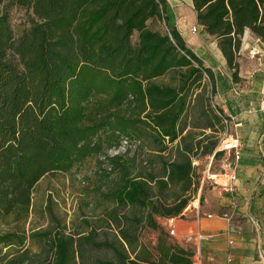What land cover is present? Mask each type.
<instances>
[{
    "label": "trees",
    "instance_id": "16d2710c",
    "mask_svg": "<svg viewBox=\"0 0 264 264\" xmlns=\"http://www.w3.org/2000/svg\"><path fill=\"white\" fill-rule=\"evenodd\" d=\"M192 3L237 82L245 32L264 39V0ZM13 8L29 14L20 35ZM168 9L166 0H0V222L15 225L0 231V264H193L157 219L189 206L200 158L224 157L216 150L225 127L211 106L215 77ZM195 103L216 135L188 130ZM124 143L135 151L100 162L106 190L96 193L109 207L74 233L26 234L41 180ZM146 230L160 233L154 251L141 240Z\"/></svg>",
    "mask_w": 264,
    "mask_h": 264
},
{
    "label": "crops",
    "instance_id": "0c3cea01",
    "mask_svg": "<svg viewBox=\"0 0 264 264\" xmlns=\"http://www.w3.org/2000/svg\"><path fill=\"white\" fill-rule=\"evenodd\" d=\"M166 1L171 22L215 77L214 103L241 124L236 132L244 150L231 181L233 190L224 198L214 201V195L197 206L193 202L181 216L157 221L168 234L174 231L172 241L193 254V264H227L228 257L232 264H264V47L259 46L260 62L251 58L249 48L259 37L247 31L235 57V82L219 41L198 25L192 0Z\"/></svg>",
    "mask_w": 264,
    "mask_h": 264
},
{
    "label": "rangeland",
    "instance_id": "374dc122",
    "mask_svg": "<svg viewBox=\"0 0 264 264\" xmlns=\"http://www.w3.org/2000/svg\"><path fill=\"white\" fill-rule=\"evenodd\" d=\"M28 15L25 10L17 8L11 10V24L15 34L20 35L28 27ZM170 16L175 22L176 18L173 10H170ZM160 30L163 32V29ZM158 82L169 85L171 84V78L169 76ZM214 104V100H212L211 106L215 110ZM194 105L196 107V103ZM195 107L190 109L188 130H192L197 135L202 133L216 135L209 129H203L206 124L205 119L199 116L198 108ZM222 134L218 135V138H221ZM135 149L134 146L124 143L119 151L107 150L99 158L87 160L69 174H58L41 180L33 193L30 216L26 224L23 225L26 234L54 231L64 227L68 229L67 233H74L78 231L81 219L99 216L104 209L110 206L103 203L101 197L96 193L101 189L102 191L106 190L102 182L107 167L105 164H100V162L104 163L105 157L124 154L128 150L134 152ZM225 160L230 162L231 158L224 155L217 162H213L212 158H200L197 170L198 190L191 201V203L194 202V206L198 205L197 201L203 205L208 197L214 195L216 196L215 199L213 198L214 201L225 197L227 192L219 186L223 185L220 184L223 183V180H225V183L228 181V178L222 176L224 173L223 161ZM210 176H215V180L209 179ZM174 224V222H170V225ZM14 228L15 225L10 224L9 221L0 222V231H8ZM159 235V232L146 230L141 234V240L154 251ZM169 236L173 240V236L170 234ZM37 244V241H28L26 245L33 253H37L39 249Z\"/></svg>",
    "mask_w": 264,
    "mask_h": 264
},
{
    "label": "built area",
    "instance_id": "2783aa9c",
    "mask_svg": "<svg viewBox=\"0 0 264 264\" xmlns=\"http://www.w3.org/2000/svg\"><path fill=\"white\" fill-rule=\"evenodd\" d=\"M246 33L247 31L245 32L244 37ZM260 45L264 47V39L261 38L257 39L256 42L249 48V55L251 56V58L256 59L259 62L262 60V53L261 50L259 49ZM205 79L208 80V77L206 75H205ZM216 98H218L217 91L215 92L212 99L215 101ZM214 108L217 112V115L221 118L222 124L225 127V131L221 135L219 146L216 151L223 152L224 155H227L231 158L230 162H228L227 160L223 161L224 173L222 176L223 178L226 179L228 178V181L225 184L219 186L225 189L226 192H231L233 190L231 186V181L234 179L235 170L242 159L243 150H244V146L241 142V139L239 138L236 132V130L241 126V124L234 123L235 122L234 118L223 115L221 110L218 108V105L214 104ZM231 125L233 126L232 129L230 128ZM215 178H216L215 176L209 177V179L212 180H215ZM170 234L174 235V231L172 230ZM230 244H232V242H230ZM208 259L211 260V258ZM227 264H232V260L230 257H228L227 259Z\"/></svg>",
    "mask_w": 264,
    "mask_h": 264
},
{
    "label": "bare ground",
    "instance_id": "6f19581e",
    "mask_svg": "<svg viewBox=\"0 0 264 264\" xmlns=\"http://www.w3.org/2000/svg\"><path fill=\"white\" fill-rule=\"evenodd\" d=\"M220 184H225V180H223V183H220Z\"/></svg>",
    "mask_w": 264,
    "mask_h": 264
}]
</instances>
